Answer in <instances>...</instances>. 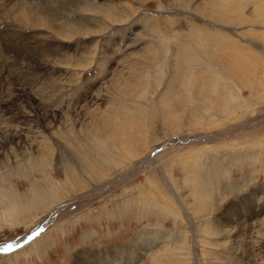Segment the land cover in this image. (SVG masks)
<instances>
[{
  "label": "rangeland",
  "instance_id": "1",
  "mask_svg": "<svg viewBox=\"0 0 264 264\" xmlns=\"http://www.w3.org/2000/svg\"><path fill=\"white\" fill-rule=\"evenodd\" d=\"M0 264H264V0H0Z\"/></svg>",
  "mask_w": 264,
  "mask_h": 264
},
{
  "label": "bare ground",
  "instance_id": "2",
  "mask_svg": "<svg viewBox=\"0 0 264 264\" xmlns=\"http://www.w3.org/2000/svg\"><path fill=\"white\" fill-rule=\"evenodd\" d=\"M20 64V63H19ZM139 69V68H138ZM30 92V91H29ZM49 92V91H48ZM53 114H55V113H53ZM52 114V115H53ZM45 118V117H44ZM103 119H104V117H102ZM16 138V137H15ZM18 139V138H17ZM199 139V138H198ZM183 143H185V140L184 141H182ZM201 142V141H200ZM205 142H206V140H205ZM181 149H183V147L181 148ZM66 159H67V161L65 160L64 161V166H62V168L64 169V170H66V173L68 174V176L72 179V166L71 165H73V161H72V156L71 157H69L68 155H66ZM146 161V160H145ZM59 165L61 164V162H57ZM143 163V162H142ZM147 163V162H146ZM33 165H34V163H33ZM140 165V164H139ZM136 167H138V166H136ZM140 167V166H139ZM142 167V166H141ZM139 168H137V170H138ZM142 169V168H141ZM119 177V176H118ZM127 178H130L128 175L127 176H125L124 177V175H123V177H119V178H117V180H115V181H123L124 179H127ZM96 193V192H95ZM89 194L90 193H87V194H83L82 195V197L81 198H83V197H89ZM94 194V193H93ZM92 194V195H93ZM91 195V196H92ZM60 204V203H59ZM61 205V204H60ZM59 206V205H58ZM57 206V207H58ZM154 237V236H153ZM160 237V236H159ZM152 238V237H151ZM9 244V243H8ZM152 244V243H151ZM153 245V244H152ZM134 246V245H133ZM4 248V247H3ZM10 248V246H8L7 248L5 247V250L4 251H7L8 249ZM145 254V253H144ZM75 255V254H74ZM142 255V254H141Z\"/></svg>",
  "mask_w": 264,
  "mask_h": 264
}]
</instances>
